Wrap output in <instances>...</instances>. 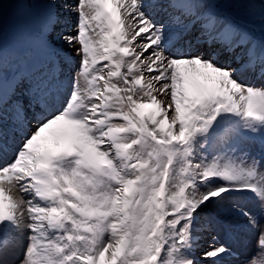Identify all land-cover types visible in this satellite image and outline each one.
<instances>
[{
  "label": "snow or ice",
  "instance_id": "6c2138e0",
  "mask_svg": "<svg viewBox=\"0 0 264 264\" xmlns=\"http://www.w3.org/2000/svg\"><path fill=\"white\" fill-rule=\"evenodd\" d=\"M2 3L0 264H200L264 203V0H34L11 35Z\"/></svg>",
  "mask_w": 264,
  "mask_h": 264
},
{
  "label": "rangeland",
  "instance_id": "374dc122",
  "mask_svg": "<svg viewBox=\"0 0 264 264\" xmlns=\"http://www.w3.org/2000/svg\"><path fill=\"white\" fill-rule=\"evenodd\" d=\"M26 0L23 2H14L3 0L2 3V11L3 15L6 19V23L9 25L10 32L15 29L16 20L18 15H23L32 11L27 9V5L25 3ZM34 3V0H31ZM71 3H75V0H70ZM33 6V5H32ZM111 7V5H109ZM34 8V7H33ZM36 9L34 8V11ZM152 13H155L153 11ZM67 14V13H66ZM177 14V13H176ZM69 15V14H68ZM163 17L166 18V23L170 22L169 16L164 13L160 12L159 14L155 15L156 20ZM69 19L74 24L76 19V14L71 13L69 15ZM163 20V19H162ZM143 35V34H142ZM65 49L67 50V45H64ZM181 70L185 72H203L208 71L202 69L200 66H196L195 69L182 65ZM153 106H149L145 111L152 110ZM50 133H42V136H49ZM43 142V141H42ZM15 145H13L14 147ZM11 151V149H9ZM254 154H259V147L254 150ZM260 178V177H258ZM234 204L237 209H243L245 211H250L252 215L256 217L258 220L260 227L256 229H249L247 227V222L242 216L236 215L234 211L231 209V205ZM230 215L228 220H225L224 217L217 219L216 225H213L211 228L207 227V223L204 220H201V223L197 225V238H198V246L196 250L197 259L200 261V264H209L208 261L203 259V250L206 249L209 245L216 243V244H225L226 246L230 247L233 251L231 256L226 257L222 264H259V262L264 259V248H261L258 244V237L261 230H264V203H262L259 198L255 197L254 195H236L230 198V205H229ZM227 217V216H225ZM234 218V219H233ZM223 219V222L226 223L228 226L229 231L226 235L224 234L222 226L220 228L219 221ZM228 223V224H227ZM215 237V240L213 239ZM19 258V252L15 256L8 257V264H17Z\"/></svg>",
  "mask_w": 264,
  "mask_h": 264
},
{
  "label": "bare ground",
  "instance_id": "6f19581e",
  "mask_svg": "<svg viewBox=\"0 0 264 264\" xmlns=\"http://www.w3.org/2000/svg\"><path fill=\"white\" fill-rule=\"evenodd\" d=\"M176 2L179 3V2H181V0H176ZM157 12H158V11H157ZM157 12L152 13L153 17H154V14L157 15ZM154 18L156 19V17H154ZM157 21H158V22H162L163 20H162V18H159Z\"/></svg>",
  "mask_w": 264,
  "mask_h": 264
},
{
  "label": "trees",
  "instance_id": "16d2710c",
  "mask_svg": "<svg viewBox=\"0 0 264 264\" xmlns=\"http://www.w3.org/2000/svg\"><path fill=\"white\" fill-rule=\"evenodd\" d=\"M206 223V221H204ZM213 225H216V222L214 221Z\"/></svg>",
  "mask_w": 264,
  "mask_h": 264
}]
</instances>
